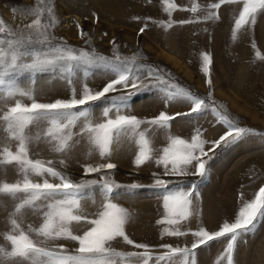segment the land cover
<instances>
[{
  "label": "rangeland",
  "instance_id": "rangeland-1",
  "mask_svg": "<svg viewBox=\"0 0 264 264\" xmlns=\"http://www.w3.org/2000/svg\"><path fill=\"white\" fill-rule=\"evenodd\" d=\"M172 2L177 5V9L169 17L163 11V0H51L59 21L49 30L55 38L52 43L55 45L66 42L77 54L81 50L87 51L94 57L93 62L90 65H77L71 84L65 79L67 74H62L58 67L24 72L17 76L20 87L34 89L36 102L52 103L56 99H69L73 87L79 97L84 83L93 91L102 90L116 78L111 71V63L116 62V55L121 58L137 55L139 59L134 67L143 66L144 71L149 66L158 67L170 82L190 90L210 105L199 114L176 116L169 122L167 129L142 124L140 131L147 130L152 159L141 166L134 163L139 150L135 136L120 137L111 145V155L101 157L98 150L90 147L85 136H74L70 151L56 153L42 136L47 127L46 122L34 123L26 129V134L32 137L41 133V139L33 140L29 145L31 159L51 160L57 170L63 171L74 182L81 179L99 180L101 175L107 174L122 186L119 189L121 195L114 196L113 202L131 213L126 233L133 241L150 246L153 259L149 264H155V256L167 251L161 245L190 248L197 239L192 233L199 227L214 232L219 230L223 222H233L243 203L254 199L255 193L264 186V59L260 58L264 57V11L258 13L254 25L244 26L237 38L233 39L234 20L242 9V3L222 5L218 10V19L205 20L203 17L206 15L207 5L218 0ZM193 3L201 6L196 13L190 11ZM36 4L37 0H0V18L13 30H17L34 18L25 13ZM169 19L175 22L172 27L161 26V21L167 22ZM141 28H144L143 32L140 31ZM81 30L87 35L82 37ZM36 47L40 51H47L41 45ZM257 51L260 57L257 56ZM204 54L211 57L207 75L203 71ZM99 57L105 59L101 60ZM25 62L30 60L25 58ZM209 79L211 84L208 83ZM146 84L139 91L120 88L119 91L106 93V97L130 94L128 107L122 108L121 114L135 115L141 120H150L162 111L169 115L189 112L191 104L188 102L178 100L166 103L164 85H158L155 81H148ZM16 100L26 105L32 103V100L21 96L0 99V114L14 105ZM90 103V119L93 123L106 119L102 112L108 101L101 98V101ZM217 113L227 115L236 126L250 131L236 142L217 148L214 153L209 154L210 158H204L208 161L204 177L193 174L165 176L163 166L157 165L155 161L162 155V149L168 146V137H180L190 142L198 130L201 138L208 142L205 144L207 151L212 146L211 142L227 131V125L219 119ZM109 115L114 118L115 109ZM82 125L81 120L73 131L78 133ZM5 144H9L15 151L16 141L8 139L0 124V147ZM106 163H113L116 167L102 170L101 173L84 174V165ZM194 171V167L190 166L189 172ZM153 174L170 181L169 191L190 190L193 184L196 185V194L192 197L193 214L179 224L180 230L186 232V235H162V230L167 225L157 221L165 216V190L153 186ZM30 178L36 182L43 180L37 176ZM20 179L22 175L16 164H0V182L13 183ZM48 179L50 182H59L50 177ZM133 184L139 187L130 189L129 186ZM91 191L94 193V200L89 197L80 202V214L90 218L101 209L102 204L99 189ZM88 193L89 190L86 189L85 196ZM17 202L8 195L0 194V246L9 250L10 243L2 234L10 230L9 217ZM41 223V213L25 210L22 226L26 230L28 225L38 227ZM86 228L87 225L83 222L71 224L74 234H82ZM33 239L39 241L41 238L33 234ZM53 244H62L69 251L78 247V243L71 240L48 242L43 246L51 247ZM226 244L227 240L220 238L201 245L196 250L197 264H216ZM112 247L123 252L143 251L127 245L122 239L112 242ZM233 258L234 264H264V216L257 219L250 232L238 239ZM4 264L27 262L5 260ZM220 264H226V260L220 261Z\"/></svg>",
  "mask_w": 264,
  "mask_h": 264
},
{
  "label": "snow or ice",
  "instance_id": "snow-or-ice-1",
  "mask_svg": "<svg viewBox=\"0 0 264 264\" xmlns=\"http://www.w3.org/2000/svg\"><path fill=\"white\" fill-rule=\"evenodd\" d=\"M235 3H242V9L234 20L233 39L237 38L238 32L244 26L256 23L258 13L264 11V0H218L207 5L206 15L203 17L205 20L218 19V10L222 5ZM200 7L199 4L193 3L190 11L196 13ZM176 9L177 5L172 0H163V11L169 17ZM25 14L34 18L17 30H13L0 18V99H14L16 96H21L32 100L29 105L16 100L14 105L7 107V110L0 114V124L7 133L8 139L16 141L15 151L9 144L0 147V164H16L22 175V179L13 183L0 182V194L8 195L18 201L9 217L10 230L2 234L11 247L9 250L0 246V264H4L5 260H20L27 264H149V261L153 259L150 246L133 241L126 233V225L131 219V213L113 202L114 196L121 195L119 189L122 186L111 180L107 174L101 175L99 180L81 179L74 182L63 171L57 170L51 160L31 159L29 145L33 140L39 141L41 133L32 137L26 134V129L34 123L46 122L47 127L42 136L50 144L51 150L56 153H67L73 147L74 136H85L90 147L98 150L101 157L111 155V145L120 137L135 136L139 150L134 163L136 166H141L152 159L147 130L140 131L142 124L167 129L170 126L169 122L176 116L199 114L207 110L210 105L190 90L170 82L162 69L149 66L144 71L143 66L134 67L139 59L137 55L131 58H121L116 55V62L111 63V71L116 78L108 82L102 90L93 91L84 83L79 97L73 87L69 99H56L52 103L36 102L34 89L20 87L17 81L18 75L58 67L62 74H67L65 79L71 84L76 66L90 65L94 57L83 50L77 54L76 50L66 42L55 45L52 43L55 38L49 30L59 21L54 14L51 0H37L36 6L26 10ZM190 22L193 21H179V23ZM160 23L161 26L170 28L175 22L169 19L167 22ZM140 31L143 32L144 28ZM86 35L81 30V36ZM113 44L115 45L114 41ZM37 45L45 47L47 51H40ZM253 46L255 47V44ZM256 54L260 57L258 51ZM25 58H28L30 62H25ZM260 58L264 59V57ZM99 59L105 58L99 57ZM105 62L108 63V61ZM203 62V71L207 75L211 57L204 54ZM148 81H155L156 84L166 87V103L178 100L190 103L189 112L169 115L162 111L150 120H141L135 115L121 114V109L128 107L130 94L106 97V93L119 91L120 88H132L139 91L147 86ZM208 83L211 84L210 79ZM101 98L108 101V105L102 112L106 119L93 123L90 119L92 114L90 102L101 101ZM113 109L116 115L111 118L109 114ZM213 111L216 109L213 108ZM217 115L227 125V131L219 139L212 141V146L207 151H205V144L208 142L201 138L198 130L191 137L190 142L180 137H168V146L162 149V155L155 161L157 165L163 166L165 176L193 174L204 177L208 162L204 158H210L209 154L214 153L217 148L236 142L250 131L236 126L225 114L217 113ZM81 120L83 125L76 133L73 129ZM61 163L63 164L64 161L62 160ZM190 166L194 167V172H189ZM115 167L113 163L97 166L89 164L84 165L83 170L87 176ZM31 176L42 177L43 180L36 182L30 178ZM48 177L59 182H50ZM169 183L170 181L155 176L153 186L165 190L163 195L165 216L157 223L167 225L163 228L162 235L183 236L187 233L180 230L179 224L193 214L192 197L196 194V185L193 184L190 190L169 191ZM137 187L139 185L136 184L129 186L130 189ZM95 188L99 189L102 204L101 209L90 218L88 215L80 214V202L89 197L94 200V193L91 190ZM86 189L89 190L88 196H85ZM27 209H31L34 213H41L42 223L38 227L28 225L26 230L22 226L23 215ZM261 216H264V186L255 193L254 199L243 203L233 222H223L219 230L214 232H209L204 227L194 231L192 235L197 239L190 248L161 245L167 251L155 256V264H161V262L197 264L196 250L201 245L220 238H225L227 244L216 264H220L222 260H226V264H234L233 254L238 239L250 232ZM73 222L77 224L83 222L87 225L86 230L82 234H74L71 230ZM33 234L41 239L39 241L33 239ZM118 239L143 251H119L112 247V242ZM58 240L77 242L78 247L74 251H69L62 244L43 246Z\"/></svg>",
  "mask_w": 264,
  "mask_h": 264
},
{
  "label": "bare ground",
  "instance_id": "bare-ground-1",
  "mask_svg": "<svg viewBox=\"0 0 264 264\" xmlns=\"http://www.w3.org/2000/svg\"><path fill=\"white\" fill-rule=\"evenodd\" d=\"M200 218V217H199ZM202 218V217H201ZM206 218V217H205Z\"/></svg>",
  "mask_w": 264,
  "mask_h": 264
}]
</instances>
